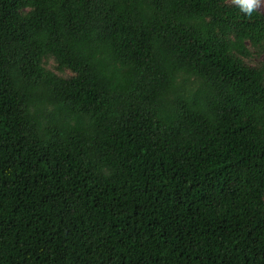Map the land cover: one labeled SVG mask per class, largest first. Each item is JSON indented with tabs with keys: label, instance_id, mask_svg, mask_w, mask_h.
I'll return each mask as SVG.
<instances>
[{
	"label": "trees",
	"instance_id": "16d2710c",
	"mask_svg": "<svg viewBox=\"0 0 264 264\" xmlns=\"http://www.w3.org/2000/svg\"><path fill=\"white\" fill-rule=\"evenodd\" d=\"M262 52L234 0H0V264H264Z\"/></svg>",
	"mask_w": 264,
	"mask_h": 264
},
{
	"label": "clouds",
	"instance_id": "9594fccd",
	"mask_svg": "<svg viewBox=\"0 0 264 264\" xmlns=\"http://www.w3.org/2000/svg\"><path fill=\"white\" fill-rule=\"evenodd\" d=\"M234 3L239 5L240 10L247 16H251L264 0H234Z\"/></svg>",
	"mask_w": 264,
	"mask_h": 264
},
{
	"label": "rangeland",
	"instance_id": "374dc122",
	"mask_svg": "<svg viewBox=\"0 0 264 264\" xmlns=\"http://www.w3.org/2000/svg\"><path fill=\"white\" fill-rule=\"evenodd\" d=\"M258 9L264 13V3H261ZM251 62L252 64H261L264 62V52H262L259 56L253 57Z\"/></svg>",
	"mask_w": 264,
	"mask_h": 264
}]
</instances>
